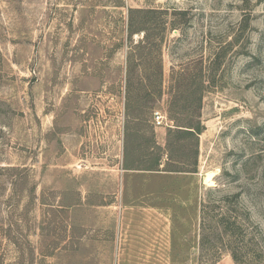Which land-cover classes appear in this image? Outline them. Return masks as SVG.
I'll list each match as a JSON object with an SVG mask.
<instances>
[{
  "label": "rangeland",
  "instance_id": "rangeland-1",
  "mask_svg": "<svg viewBox=\"0 0 264 264\" xmlns=\"http://www.w3.org/2000/svg\"><path fill=\"white\" fill-rule=\"evenodd\" d=\"M140 206L173 264H236L221 209L264 264V0H0V264H117Z\"/></svg>",
  "mask_w": 264,
  "mask_h": 264
},
{
  "label": "crops",
  "instance_id": "crops-1",
  "mask_svg": "<svg viewBox=\"0 0 264 264\" xmlns=\"http://www.w3.org/2000/svg\"><path fill=\"white\" fill-rule=\"evenodd\" d=\"M117 234V264H173L172 221L155 207H127Z\"/></svg>",
  "mask_w": 264,
  "mask_h": 264
},
{
  "label": "trees",
  "instance_id": "trees-1",
  "mask_svg": "<svg viewBox=\"0 0 264 264\" xmlns=\"http://www.w3.org/2000/svg\"><path fill=\"white\" fill-rule=\"evenodd\" d=\"M139 11H137L136 13H138ZM132 16L130 19V35L133 36L134 34L138 33V32H144V38L142 43L143 44H149L150 46L154 47L153 42H155L154 37H152L150 35V30L147 28H137L136 23L134 21V13L135 11H132ZM135 13V14H136ZM200 129L199 128H194V127H187V129H180L178 130L179 133H186L190 136H195L198 135ZM161 164L159 163V166ZM155 171H159V170H155ZM205 209L203 210V215H204V226L206 223V219L211 217V214L214 212H211L207 207H204ZM222 212H220L219 214L213 215V219L216 221V223L218 224V229H219V235L218 238L221 241V244L224 246L223 251H227L230 256L232 257L233 261L236 264H240L241 261V254L243 251V247L241 246V244L244 242L242 239V235H241V224H239V216H235L234 222L231 223L229 221H227V212H223L224 210L221 209ZM229 240H226V239ZM256 249V248H254ZM255 253V252H253Z\"/></svg>",
  "mask_w": 264,
  "mask_h": 264
},
{
  "label": "bare ground",
  "instance_id": "bare-ground-1",
  "mask_svg": "<svg viewBox=\"0 0 264 264\" xmlns=\"http://www.w3.org/2000/svg\"><path fill=\"white\" fill-rule=\"evenodd\" d=\"M214 176H215V173L211 172V173H208L206 175V177H205V183L208 184L209 187L215 186V183H214V179L215 178H214Z\"/></svg>",
  "mask_w": 264,
  "mask_h": 264
},
{
  "label": "built area",
  "instance_id": "built-area-1",
  "mask_svg": "<svg viewBox=\"0 0 264 264\" xmlns=\"http://www.w3.org/2000/svg\"><path fill=\"white\" fill-rule=\"evenodd\" d=\"M155 121L157 126H162L165 123L164 117L160 113H157Z\"/></svg>",
  "mask_w": 264,
  "mask_h": 264
}]
</instances>
